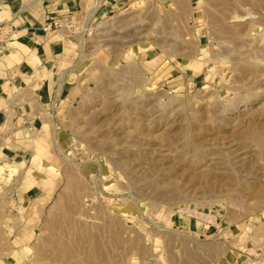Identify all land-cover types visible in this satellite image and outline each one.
Here are the masks:
<instances>
[{
  "label": "rangeland",
  "instance_id": "rangeland-1",
  "mask_svg": "<svg viewBox=\"0 0 264 264\" xmlns=\"http://www.w3.org/2000/svg\"><path fill=\"white\" fill-rule=\"evenodd\" d=\"M86 1L88 29L65 37L82 91L22 163L44 179L39 199L0 191V262L218 264L228 243L247 251L264 238V0L94 14Z\"/></svg>",
  "mask_w": 264,
  "mask_h": 264
},
{
  "label": "crops",
  "instance_id": "crops-1",
  "mask_svg": "<svg viewBox=\"0 0 264 264\" xmlns=\"http://www.w3.org/2000/svg\"><path fill=\"white\" fill-rule=\"evenodd\" d=\"M129 1L103 0L95 13L102 8L112 11ZM86 2L0 0V23L10 21L16 28L11 47L0 62V191L6 196L12 191L17 200L39 199L44 179H34L28 164L24 167L22 163H27V156L36 155L37 134L47 124L48 114L79 98L82 91L74 50L65 42L69 34L64 30L45 31L43 26L52 15L78 14ZM178 222L182 226L181 220ZM185 225L201 237L213 229V225L192 219ZM244 248L247 251L229 247L228 243L218 257L215 253L211 256L218 264H264V238L257 244L247 242Z\"/></svg>",
  "mask_w": 264,
  "mask_h": 264
},
{
  "label": "built area",
  "instance_id": "built-area-1",
  "mask_svg": "<svg viewBox=\"0 0 264 264\" xmlns=\"http://www.w3.org/2000/svg\"><path fill=\"white\" fill-rule=\"evenodd\" d=\"M87 3V2H86ZM85 3V5H86ZM103 0H92V6H89L91 14H94L96 10L102 5ZM80 7L78 14L62 16L52 15L50 16L45 25L43 26L45 31H58L64 30L69 35H76L80 32L86 31L88 28L85 19L86 6ZM85 23V24H84ZM16 28L10 21H3L0 23V62L5 55L9 47H11L12 41L15 38Z\"/></svg>",
  "mask_w": 264,
  "mask_h": 264
},
{
  "label": "bare ground",
  "instance_id": "bare-ground-1",
  "mask_svg": "<svg viewBox=\"0 0 264 264\" xmlns=\"http://www.w3.org/2000/svg\"><path fill=\"white\" fill-rule=\"evenodd\" d=\"M69 37H70V35H69ZM70 39H72L73 40V38H70ZM75 43V42H74Z\"/></svg>",
  "mask_w": 264,
  "mask_h": 264
}]
</instances>
